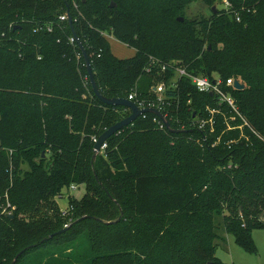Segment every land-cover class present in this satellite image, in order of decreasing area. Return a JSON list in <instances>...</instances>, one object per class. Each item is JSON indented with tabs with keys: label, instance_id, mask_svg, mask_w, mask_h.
<instances>
[{
	"label": "trees",
	"instance_id": "trees-1",
	"mask_svg": "<svg viewBox=\"0 0 264 264\" xmlns=\"http://www.w3.org/2000/svg\"><path fill=\"white\" fill-rule=\"evenodd\" d=\"M238 1L248 12L215 9V23L188 25L182 62L195 74L239 79L244 88L231 92L248 125L222 105L213 132L188 127L217 104L182 77L166 94L179 99L168 120L184 131H159L148 113L94 156L93 136L130 110L94 95L58 15L69 12L105 97H149L155 77L146 67L171 53L166 40H146L139 0H77L78 9L72 0H0V264H222L220 229L254 250L252 230L264 228V0ZM45 23L52 31L34 30ZM215 26L233 46L223 61ZM101 31L136 54L117 58ZM80 184L84 195L69 197L62 216L56 198ZM7 203L11 218L1 211Z\"/></svg>",
	"mask_w": 264,
	"mask_h": 264
},
{
	"label": "rangeland",
	"instance_id": "rangeland-1",
	"mask_svg": "<svg viewBox=\"0 0 264 264\" xmlns=\"http://www.w3.org/2000/svg\"><path fill=\"white\" fill-rule=\"evenodd\" d=\"M139 4L141 8H135L134 13L145 23L143 32L146 40L148 35H159L169 45L168 50L171 53L166 54V56L159 55L158 60L160 63H183L182 59L190 57V54L187 53V27L191 22L202 18L215 23L216 18L212 16L211 11L213 6L217 10L224 9L228 14H232L231 12L238 14L248 12V9H244L245 6H239L238 0H139ZM174 9L177 10L174 12ZM176 17L183 18L179 25H175ZM215 30L218 31V37L224 41L228 40L229 37L222 26H215L213 31ZM107 40L111 53L117 58H129L136 54L135 49L127 47L108 34ZM226 41L217 45L218 51L222 52L220 57L222 61L230 58L233 54L231 42ZM209 51H213L211 45ZM152 70L155 77L153 85L168 86L174 81L175 74L173 73L172 76L167 75V71L162 70L161 64H156ZM198 72L203 73L202 71ZM218 143L219 138L213 145ZM84 193L85 186L82 184L76 186V188H65L62 190V196L56 198V203L59 209H65L69 205V196L79 200ZM262 220H264V217H262ZM219 237L216 241V256L222 264H264V228L252 230L253 251L245 250L239 246L233 236L227 234L223 229L219 230Z\"/></svg>",
	"mask_w": 264,
	"mask_h": 264
},
{
	"label": "built area",
	"instance_id": "built-area-1",
	"mask_svg": "<svg viewBox=\"0 0 264 264\" xmlns=\"http://www.w3.org/2000/svg\"><path fill=\"white\" fill-rule=\"evenodd\" d=\"M72 3H73V7L75 9H78L77 0H72ZM58 20L59 21L68 20L67 13H61L60 15H58ZM236 20L239 21L240 18L236 17ZM42 29H45L47 31H52V24L50 25V24L45 23L43 25H39L34 30L40 31ZM100 34L104 36L105 38H107V34L110 35L108 32H105V31H101ZM57 41H59V39H57ZM68 42L70 44L77 45L76 40L73 37V35L68 37ZM76 57L78 58L83 57L82 52L80 50L76 52ZM156 64H161L163 71H167V69L172 71L175 74L174 81L170 83L168 86L167 85H153L151 87V95L149 97H144V98L139 99L137 98V95L135 92L129 93V95L126 98L133 101L137 105V107L156 109L163 115L164 119L170 123V121L168 120V116H169L168 107H170L172 104H175L178 108L179 99L176 96H168L166 92L167 91L175 92L179 87L177 81L180 80L182 77H186L190 80V82L192 83V85H194L195 89L198 92L208 93L212 96H215L216 104H217L216 107H213L210 104H207L205 106L206 114L198 115V116H196L195 114L193 120L189 123L188 127L196 128L199 131H209L210 133L213 132L216 126V115L222 113L221 108H220L222 105L228 106L231 112L235 114V116H238L243 120V124L239 126L240 128H242L243 125H248L247 121L245 120L241 112L238 110L237 100L231 92V89L234 88V85H233L234 80L237 78L228 77L226 79H222L221 77H218V76L215 78H210L209 76H206V75L195 74V73L189 72L187 69V65H185L184 63H175V62L160 63V61L157 58L152 57V56L149 57L146 70L150 71L151 69L155 67ZM88 82H89V79H88V76H86L85 83L88 84ZM148 113L150 112L142 113L139 116L146 118V115ZM150 114L153 115L152 121L155 123L157 130L169 131L165 125V122L159 116L153 113H150ZM235 116H232L230 120H233ZM175 121L179 122L178 119H175ZM170 127L173 128L171 123H170ZM184 127L185 125L183 124L181 128H184ZM231 128L233 127H231L228 124L227 129H231ZM105 129L106 128H104V130ZM117 133H119V131ZM97 137L93 136L92 140L94 143ZM232 142L233 141H230V143ZM106 147H107V141H105L102 144L98 153H104ZM69 188H76V186L71 185ZM69 209H71L70 204L65 209H60V214L62 216H66L69 213ZM10 210H11L10 203H7L6 205L1 206V211L5 213L6 215L11 214ZM68 225L69 224L66 223L64 224V227H68Z\"/></svg>",
	"mask_w": 264,
	"mask_h": 264
},
{
	"label": "water",
	"instance_id": "water-1",
	"mask_svg": "<svg viewBox=\"0 0 264 264\" xmlns=\"http://www.w3.org/2000/svg\"><path fill=\"white\" fill-rule=\"evenodd\" d=\"M84 1V0H82ZM215 7H212V10L215 11ZM67 16H68V24L69 27L71 29L72 35L76 40V43L79 47V50L82 52L83 55V59H84V65L86 67V71H87V75H88V79L90 81L91 84V89L94 93V95L104 104L107 105H114V106H124L126 108H128L130 110V113L124 117L123 119L117 121L116 123H114L113 125H111L110 127L106 128L96 139L94 146H93V151H94V156L99 152L102 144L112 135L116 134L118 131H120L121 129H123L124 127L129 126L130 124H132L138 117L139 115H141L142 113L145 112H150L153 114H156L157 116H159L164 122L165 125L167 127V129L173 133H179L182 132L184 130L182 129H173L170 127V123L164 119L163 115L157 111L156 109H150V108H139L137 107V105L125 98V97H105L101 94V92L98 89V86L95 82V78L93 75V71L91 68V64H90V59L89 56L84 48V46L82 45V43L79 41L77 34L73 28V24H72V19L69 15V12H67ZM177 20L182 22L183 18L182 17H177ZM210 48V46H209ZM234 88L235 89H243L244 88V84L241 83L238 79L234 80ZM195 116V113L193 114V117ZM9 218L12 217L11 214L7 215ZM67 227H64L63 229L59 230L58 232H62L63 230H65ZM52 236V235H51Z\"/></svg>",
	"mask_w": 264,
	"mask_h": 264
}]
</instances>
